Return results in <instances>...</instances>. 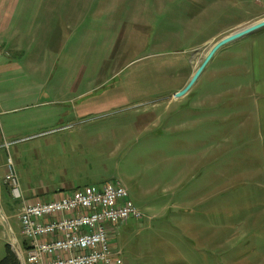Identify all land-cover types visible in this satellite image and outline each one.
Here are the masks:
<instances>
[{
	"label": "rangeland",
	"instance_id": "rangeland-1",
	"mask_svg": "<svg viewBox=\"0 0 264 264\" xmlns=\"http://www.w3.org/2000/svg\"><path fill=\"white\" fill-rule=\"evenodd\" d=\"M16 5L17 29L0 32V259L7 243L20 264L22 203L119 181L141 212L107 225L120 264H264V167L247 74L264 27L218 47L175 96L218 40L264 19V0ZM45 5L79 8L80 29L38 28L29 15ZM203 83L217 91L221 134L200 125Z\"/></svg>",
	"mask_w": 264,
	"mask_h": 264
},
{
	"label": "built area",
	"instance_id": "built-area-1",
	"mask_svg": "<svg viewBox=\"0 0 264 264\" xmlns=\"http://www.w3.org/2000/svg\"><path fill=\"white\" fill-rule=\"evenodd\" d=\"M7 181L13 197L21 198L10 159ZM140 216L119 181L22 203L19 220L26 246H18L20 264H120L114 255L118 250L109 247L107 225Z\"/></svg>",
	"mask_w": 264,
	"mask_h": 264
},
{
	"label": "crops",
	"instance_id": "crops-1",
	"mask_svg": "<svg viewBox=\"0 0 264 264\" xmlns=\"http://www.w3.org/2000/svg\"><path fill=\"white\" fill-rule=\"evenodd\" d=\"M19 0H2L0 4V32L5 29H11L15 31L14 19L16 16L17 5L16 2ZM85 14L79 8L61 9L56 7L48 8L46 5L37 13L30 14L29 17L33 18V23H38V28H48L58 33H63L66 29L70 31H77L81 27V16ZM26 19V16H25ZM89 25H86L85 30L88 29ZM75 30V31H74ZM18 32V31H17ZM17 37L21 38L20 33L14 37V47H19ZM44 37V36H43ZM36 35L31 34L29 38V45H35ZM47 41V40H45ZM62 43V41H60ZM251 53L253 54L251 71L248 74V93L253 97V136L258 140L260 151L262 153L261 160L264 167V33L258 35L255 41L251 42ZM206 87V94L199 96V122L203 125L204 129L210 127L216 129V135L218 134V128H224L223 120L218 116L217 109L221 106V103H216L217 91H210L209 85L204 84ZM237 88V86H236ZM233 97V94H232ZM231 102L237 103L238 99L232 98ZM220 115V114H219ZM190 120L193 122L190 115H188ZM209 123V125H208ZM239 126V123H237ZM221 134V131L219 132ZM249 157V156H248ZM250 158V157H249ZM222 159V157L220 158ZM190 160V159H189ZM188 160V161H189ZM264 174V168H263ZM64 187V186H62ZM61 187V188H62ZM60 189L52 188L53 190H46V193L61 191ZM207 189V188H206ZM63 195V194H61ZM60 195V196H61ZM41 193H37V190L33 192L30 197H34L35 200L39 198ZM58 196V197H60ZM129 196V195H128ZM30 197L25 199V201L31 202ZM51 196L49 199L58 198ZM47 200V199H40ZM200 214L204 215L205 211H201Z\"/></svg>",
	"mask_w": 264,
	"mask_h": 264
},
{
	"label": "water",
	"instance_id": "water-1",
	"mask_svg": "<svg viewBox=\"0 0 264 264\" xmlns=\"http://www.w3.org/2000/svg\"><path fill=\"white\" fill-rule=\"evenodd\" d=\"M261 27H264V19L261 20V21H258L256 23H253L243 29H240L238 31H235L233 33H230L224 37H222L220 40H218L213 46L212 48L210 49V51L208 52V54L206 55V58L203 60L202 64L194 71V73L191 75L190 79L188 80V82L184 85V87H182L179 91H177L175 93V96H181L183 94H185L188 89L190 88V86L192 85V83L195 81L197 75L199 74L201 68H202V65L207 61V59L211 56V54L218 48L220 47L221 45L229 42V41H232L236 38H239L243 35H246L256 29H259Z\"/></svg>",
	"mask_w": 264,
	"mask_h": 264
},
{
	"label": "trees",
	"instance_id": "trees-1",
	"mask_svg": "<svg viewBox=\"0 0 264 264\" xmlns=\"http://www.w3.org/2000/svg\"><path fill=\"white\" fill-rule=\"evenodd\" d=\"M0 264H19V261L15 255V253L10 248L9 244H5V254L0 259Z\"/></svg>",
	"mask_w": 264,
	"mask_h": 264
},
{
	"label": "bare ground",
	"instance_id": "bare-ground-1",
	"mask_svg": "<svg viewBox=\"0 0 264 264\" xmlns=\"http://www.w3.org/2000/svg\"><path fill=\"white\" fill-rule=\"evenodd\" d=\"M16 250L19 252V250H18V246H17Z\"/></svg>",
	"mask_w": 264,
	"mask_h": 264
}]
</instances>
